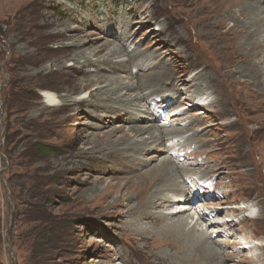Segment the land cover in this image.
Listing matches in <instances>:
<instances>
[{
  "label": "rangeland",
  "instance_id": "1",
  "mask_svg": "<svg viewBox=\"0 0 264 264\" xmlns=\"http://www.w3.org/2000/svg\"><path fill=\"white\" fill-rule=\"evenodd\" d=\"M221 1L0 0V264H167L152 255L157 251L140 249L130 209L140 205L125 185L134 184L144 166L174 154L161 152L163 143L136 150V141L148 137L145 123H151L139 118L146 99L154 113L144 115L160 127L168 114L185 107L172 127L162 128L175 129L169 135L186 143L175 147V158L196 162L189 172L209 181L195 183L198 198L191 206L206 204L208 212L221 203L236 211V230L224 235L236 243L235 238L248 237L246 252L239 253L264 264V124L252 122L257 116L263 120L264 113L251 112L254 98L264 107V85L257 90L242 70L246 61L237 48L248 28H234L218 13ZM254 1L263 12L264 0H224L223 6L232 4L237 12ZM220 21L224 25L218 28ZM231 28L235 41L223 42ZM119 56L121 63L109 60ZM196 74L201 82L189 83V95L182 85L178 92L158 86L166 76L186 81ZM219 86L239 90L244 102H230L235 114L228 118L218 104L205 110L193 97L182 99ZM139 89L146 98L124 100ZM210 92L207 102L217 98ZM46 93L60 103L45 105ZM83 94L84 100H75ZM156 125L149 132L159 136ZM39 145L53 152L34 154ZM134 157L147 160L130 167ZM185 174L179 173L183 179ZM209 194L213 197L205 201L202 196ZM247 205L260 218L238 223ZM156 211L163 212L161 204ZM140 223L150 224L149 236L162 225L152 217ZM232 251L227 249V264H251Z\"/></svg>",
  "mask_w": 264,
  "mask_h": 264
},
{
  "label": "bare ground",
  "instance_id": "2",
  "mask_svg": "<svg viewBox=\"0 0 264 264\" xmlns=\"http://www.w3.org/2000/svg\"><path fill=\"white\" fill-rule=\"evenodd\" d=\"M227 2L232 3L233 1L232 2L227 1ZM223 4H224V0H222L220 4H217L216 11L218 13L223 12L224 14L222 16H225L226 20L229 21L232 20L234 24L233 26L234 28L239 24L244 26V29L248 28V30L244 31L245 32L243 33L244 36L242 35L243 41L237 49L238 51L242 52L240 58L246 61V64H243L242 66V70L251 76L250 79L252 80V84L257 90L260 91L261 90L260 87L264 85V11L262 12V10L256 9L255 1L254 3H250V2L247 3L242 7L241 10L237 12H234L233 9H231L232 4L231 6L229 4L226 5L225 7L223 6ZM222 22L223 21H220V23L217 25L218 28L224 25ZM234 28H231L224 33L227 36L225 38L223 37L222 40L223 42H225V39L226 41H230V40L233 42L235 41L234 32L236 31L234 30ZM251 57L253 58L259 57L260 60L258 58H257L258 60L257 59L252 60ZM109 60H112L111 62L115 64L123 62L121 56ZM146 66H144V68ZM150 67H148V69ZM172 68L173 71L178 72L176 69L179 67H175V68L172 67ZM206 77L212 78V75L206 74ZM200 79L201 76L198 77V74L192 76L189 80L186 81L181 80L176 76L172 77L171 79L167 78L166 76V78L162 80V83L160 80L158 86H162L164 90L168 89L169 91L178 92L179 85H182V87L186 88L188 87L190 82L192 81L199 82ZM158 86L146 85L145 89L153 90V87L158 88ZM166 87L168 88L166 89ZM124 90L126 89L124 88ZM138 91L139 92H135L134 94L127 96V99L124 100L125 101L129 100L130 103H132L139 98L140 100L146 98L145 97L146 93L142 94L141 89H139ZM184 91H185L184 94L189 95L190 93L189 87L188 90H184ZM204 91H206L205 93H203L205 97L203 95L198 96V94H194L193 92L190 96L188 97L184 96L182 99L188 100L189 97L190 98L193 97L192 102H197V101L201 102L200 106H203L205 110H208V108H210L211 105L218 104L221 113L226 118H228L230 115L235 114V111L230 108L231 106L230 102H233L234 104L238 103V105L244 103L242 102L241 100L242 98H240V94L238 93L239 90L233 93L228 91L225 87L219 86V87H214L211 90L204 89ZM208 91H211L210 92L211 94L217 93L216 94L217 98L213 101L207 102L206 100L208 99H206L207 98L206 95L208 94ZM85 97L86 95L83 94L78 96L75 100H84ZM172 98L173 97H171V102L166 98L169 105L170 103L173 102ZM113 99L121 101L122 97L114 95ZM155 100H157V98H155ZM262 100H264V97ZM151 101L150 99H146L145 104H147V108H145L144 106H142L143 108L142 107L139 108V110L142 112L139 115V118L145 122L151 121L150 124L156 125L153 124L154 120L152 118H149L148 116L144 115V114L152 115L154 113V110L153 111L151 110V105H150L152 104ZM252 102L257 106H251L253 108L251 112L254 111L259 113L261 111L260 112L261 114L262 112L264 113V107L262 106L260 107L262 101L256 102V98H254ZM44 103L49 107H54L60 103V100L57 98L55 94L49 95L46 93L44 95ZM115 109L118 110L119 108L115 107ZM184 109L185 107L179 108V110L175 111L171 117H169L168 114V116L165 118V121L162 123L161 127L158 125L155 126L156 129L155 132L159 133L160 134V135L158 134L159 136H154L153 133H150L149 129L151 128L152 125L145 123L146 127H144L142 130L143 132L145 131L148 133V137L136 141L137 142L136 150L139 152V154L145 149L152 147L154 144H160V143H163V145H159L161 148L160 147L158 148H160L161 152L163 153L166 152L167 155H169V153L173 151L175 154L176 146L186 147L185 145L186 143L182 140L183 137L169 135V133L173 134L175 129L169 131V133H166L168 131L162 128L163 126H165L164 124H167L169 128L172 127L175 121V119L173 118H178L182 116L183 114L182 111H184ZM252 122L255 125L264 124V119L262 120L261 116L260 117L257 116L256 118L252 119ZM188 123L189 122L184 123V126L187 127ZM178 132L179 131L175 133ZM169 144L171 145V148H169V146L167 147V145ZM174 154L172 157L168 156V158L161 159L156 166H151V167L144 166L143 168H145V170L139 172V174L136 173L135 175L136 182L134 184L131 185L125 184L128 186V189H131V193L132 195H134L133 198L137 199L139 202L138 205H140L137 206L135 204L134 207L130 208L132 211V215L134 216L133 224L136 223V226H133L132 228L134 230L137 241L140 243L139 244L140 249L141 250L143 249L146 252H148L147 249L148 250L152 249L157 251L154 254L152 252V255L155 256L156 258L164 260V262H166L167 264L168 263L227 264L228 257H230L229 252H227V249L233 248V251L231 253L234 254V251L236 250L238 254H240L241 256V258L239 257V261L241 260L240 262L248 263L250 261L251 264H258L260 262L259 257H255V258L252 257L251 258L252 260L251 259L248 260V258H246V255H243L242 253H239L240 251H238L239 249L242 252L243 251L246 252V248L244 245L250 243L248 237L245 236V238H240V239L235 238V241L237 240L236 243V242H229V240H227V236L224 235L226 229H231L232 231L236 230L237 223L234 220V216H233L234 212L236 211L233 210L231 211L228 209V207H223L221 203H220L221 206H217V207L213 206L212 208H209L208 212H204V208L206 209V207L208 206L206 204L201 203L200 206H196V205L191 206L193 202H196L195 199L198 198V196L196 195V191L198 187L195 183L200 184V186H202L203 183L209 181L204 180L203 177L200 178L195 176V174L190 173L191 171L189 172V170H191L189 168L194 167L193 164L196 162H187L182 160L180 161V159L175 158ZM189 158L190 157H188V159ZM146 160L147 159H140L139 157H134L130 162V167H137L138 164L143 165ZM179 173H186L184 176L186 177V179H183V177H181ZM192 176L197 177L198 180L190 181L188 183L187 181L190 180V179L188 180V178H192ZM180 181H183V183L186 184L187 186L183 188L180 185ZM222 196L223 194L219 195L218 199H220ZM212 197L210 194L207 196H202V198H204L205 201L209 200ZM160 204L162 206L163 212H159V211H156L157 213L154 212L156 208L160 206ZM243 209L245 214L241 218V220H238V223L242 222L243 220L246 221L245 219L251 222H256L259 220L260 215L254 214V208L252 205H247ZM223 213L230 215L225 216L224 218H221L222 216H219L220 217L219 218L218 215ZM151 217L156 218L157 221L159 222L158 224H162V225L157 229H154V232H151L153 234L149 236L148 234H149L150 224L148 223L142 224L140 222L141 220H146L147 218L149 219ZM216 217H218L221 220H218V218ZM166 221H168V223H165ZM208 226H215L219 228L218 229L212 228L214 230H212L210 233H207L206 228ZM239 231L243 232L242 228L239 230L237 229L238 232L237 236L238 235L241 236ZM214 232L216 233L217 235L216 237L218 238L215 239L212 238ZM216 242L217 245L218 243H220L222 247L218 249L215 246ZM234 243L238 245V248L235 246ZM141 244H143L142 247ZM211 245H213L214 247ZM254 250L255 249H253L251 246L249 245L247 246L248 252L252 253L254 252ZM236 263H238V261L232 264H236Z\"/></svg>",
  "mask_w": 264,
  "mask_h": 264
},
{
  "label": "trees",
  "instance_id": "3",
  "mask_svg": "<svg viewBox=\"0 0 264 264\" xmlns=\"http://www.w3.org/2000/svg\"><path fill=\"white\" fill-rule=\"evenodd\" d=\"M34 152H35L34 154H39L40 152L44 154V153H52L53 150H51L50 147L48 146L41 148V146L39 145V146H34Z\"/></svg>",
  "mask_w": 264,
  "mask_h": 264
},
{
  "label": "water",
  "instance_id": "4",
  "mask_svg": "<svg viewBox=\"0 0 264 264\" xmlns=\"http://www.w3.org/2000/svg\"><path fill=\"white\" fill-rule=\"evenodd\" d=\"M7 255L10 257V259H11L12 262H15V259L12 258V252L10 251V249L8 250Z\"/></svg>",
  "mask_w": 264,
  "mask_h": 264
}]
</instances>
